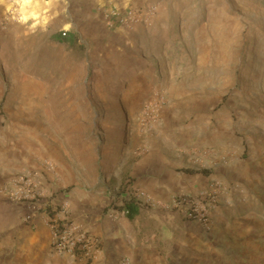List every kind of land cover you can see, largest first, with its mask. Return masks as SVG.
I'll return each instance as SVG.
<instances>
[{"label": "rangeland", "instance_id": "obj_1", "mask_svg": "<svg viewBox=\"0 0 264 264\" xmlns=\"http://www.w3.org/2000/svg\"><path fill=\"white\" fill-rule=\"evenodd\" d=\"M55 1L0 0V130L16 120L11 108L32 102L24 122L39 130L43 147L39 168L5 184L31 175L39 217L49 226L51 218L74 221L73 212L118 206L116 195L131 183L144 147L157 145L168 121L222 127L229 120L238 166L217 181L220 192L228 185L234 206L214 260L264 264V0L131 5L121 14L136 15L121 24L122 33L95 19L83 24L77 11L84 54L57 39L64 29L63 18L49 16ZM6 185L5 199L27 205L9 198ZM15 239L0 240V264L27 250L26 236Z\"/></svg>", "mask_w": 264, "mask_h": 264}, {"label": "crops", "instance_id": "obj_2", "mask_svg": "<svg viewBox=\"0 0 264 264\" xmlns=\"http://www.w3.org/2000/svg\"><path fill=\"white\" fill-rule=\"evenodd\" d=\"M156 1L67 0L61 4L57 0L49 16L63 18L60 30L80 33L78 11L83 24L95 19L105 29L122 33L125 32L122 25L111 19L113 11L123 13L131 5L145 8L151 6L147 3ZM31 103H19L15 110L10 107L16 120L11 118L13 121L0 130V240L7 236L9 242H15V236L20 235L29 239L27 250L21 251L13 264H119L122 258H127L129 264H218L213 245L220 231L227 233L233 215L229 210L234 203L228 185L220 192L219 204L211 212L209 228L174 211L171 201L178 193L204 189L214 179L226 181L227 173L235 174L238 166L233 155L235 131L229 120L222 127L210 121L195 126L168 121L159 133L157 145L149 141L144 147L131 183L116 195L117 207L99 204L98 208H85L82 213L77 212L79 218L71 213L75 223L100 240L97 252L86 259L56 252L52 247V231L44 217L40 218L35 211L37 218L32 224L22 221L21 213L28 212V203H14L1 195L2 186L16 173L39 168L43 153L39 130H31L24 122L23 110L34 111ZM169 117L175 119L172 114ZM169 117L166 119L170 120ZM245 173L246 170L241 172ZM130 199L137 202L133 217L121 214L122 206ZM10 246L7 243L6 247Z\"/></svg>", "mask_w": 264, "mask_h": 264}, {"label": "built area", "instance_id": "obj_3", "mask_svg": "<svg viewBox=\"0 0 264 264\" xmlns=\"http://www.w3.org/2000/svg\"><path fill=\"white\" fill-rule=\"evenodd\" d=\"M135 15L136 13L130 10L126 15L113 11L111 16H114L115 20L120 22V24H124ZM66 32L64 29L62 31L63 35ZM9 184L3 188L4 192L13 200L28 203L30 208L24 214L23 219L32 224L37 218V213H39V200L37 199L39 192L37 191L35 179L28 174L17 179L12 187ZM219 188L218 181L214 179L204 189L178 193L171 201L172 209L179 212L185 218L197 220L206 228H209L211 212L216 207L218 194H220ZM121 214L126 216L128 211L121 210ZM50 220L53 241L52 247L56 252L60 254L68 253L74 257L80 256L90 259L99 249V238L83 228L80 224L72 220L66 222L64 220L59 222L57 219L52 218ZM119 264H129V260L122 258Z\"/></svg>", "mask_w": 264, "mask_h": 264}, {"label": "trees", "instance_id": "obj_4", "mask_svg": "<svg viewBox=\"0 0 264 264\" xmlns=\"http://www.w3.org/2000/svg\"><path fill=\"white\" fill-rule=\"evenodd\" d=\"M56 37L60 42L67 44L74 52L82 54L86 52L87 47L81 40L78 32L69 30L63 35L61 31ZM121 210H127L128 214L126 216L133 217L137 213V202L134 199H130L124 204V206H122Z\"/></svg>", "mask_w": 264, "mask_h": 264}, {"label": "bare ground", "instance_id": "obj_5", "mask_svg": "<svg viewBox=\"0 0 264 264\" xmlns=\"http://www.w3.org/2000/svg\"><path fill=\"white\" fill-rule=\"evenodd\" d=\"M117 119H119V117ZM119 122H121V121H119ZM121 126H122V124H121Z\"/></svg>", "mask_w": 264, "mask_h": 264}]
</instances>
